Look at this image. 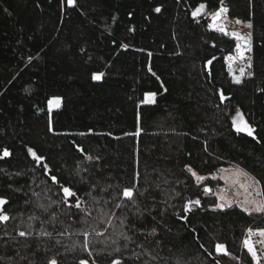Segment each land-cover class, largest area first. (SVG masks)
<instances>
[{
	"label": "trees",
	"instance_id": "1",
	"mask_svg": "<svg viewBox=\"0 0 264 264\" xmlns=\"http://www.w3.org/2000/svg\"><path fill=\"white\" fill-rule=\"evenodd\" d=\"M200 5L250 23L239 82ZM231 165L264 204V0H0V264H254L264 212L215 208Z\"/></svg>",
	"mask_w": 264,
	"mask_h": 264
},
{
	"label": "rangeland",
	"instance_id": "2",
	"mask_svg": "<svg viewBox=\"0 0 264 264\" xmlns=\"http://www.w3.org/2000/svg\"><path fill=\"white\" fill-rule=\"evenodd\" d=\"M200 6L194 10V12H196L197 9H200L194 16H203L208 18L212 29L223 32L234 39L235 48L231 54L226 56V61L233 79L235 81H237V79L240 81L250 72L251 67L250 23L248 21L230 18L227 16L226 11L221 12L218 17L214 18L215 13L220 11L221 8L215 11H208L205 5L203 8H200ZM221 29H223V31H221ZM233 33L238 34L245 39L237 40ZM237 44L240 45L239 50L237 49ZM229 57H231V59H229ZM241 69H243V73H241ZM56 100L57 99H51V104L49 103L50 101L48 102L49 109H54L57 106ZM146 100L149 101L151 99L147 96ZM245 124L243 116L241 113L237 112L232 118L233 128L235 130L244 131L243 128ZM193 176L195 179L199 180V175L193 173ZM211 176L219 178L222 181V185L218 186L214 190L218 200L215 208L223 209L231 205H238L243 209L247 208L248 211L257 212L254 210L255 207L258 204H263L259 185L247 172L239 167L235 165L224 167L213 173ZM205 189L209 188L206 187ZM206 192H210V189ZM219 205H223V207H219ZM1 211L2 206H0V212ZM245 241H248L255 251V257H253V255L248 251L254 260V264H262L263 235L260 234V229L248 231L244 240V245ZM246 249L248 250L247 247Z\"/></svg>",
	"mask_w": 264,
	"mask_h": 264
},
{
	"label": "snow or ice",
	"instance_id": "3",
	"mask_svg": "<svg viewBox=\"0 0 264 264\" xmlns=\"http://www.w3.org/2000/svg\"><path fill=\"white\" fill-rule=\"evenodd\" d=\"M69 3H70V4L73 3V0H69ZM203 7H204V5H201V6H200V8H203ZM199 10H200V9H197V11L193 13V15H196V14L199 12ZM156 11L159 12L160 9L157 8ZM223 11H226V10L223 9V8H221L220 11H218V12L215 13L214 18H215V17H218V16L221 14V12H223ZM249 26H250V25H249ZM221 31H223V29H221ZM233 35L236 36L237 40L245 39L244 37L239 36L238 34L233 33ZM239 48H240V45L237 44V49L239 50ZM229 59H231V57H229ZM210 63H211V61H209V64H210ZM249 66H250V65H249ZM149 70L151 71V69H149ZM241 73H243V69H241ZM102 76H103V73L94 74V75H93V79H95V80H100V79L102 78ZM237 82H239L238 79H237ZM147 95H148L149 97H152V96H154L155 94H154V93H148ZM221 98L223 99V95L221 96ZM49 103L51 104L52 102L50 101ZM56 103H57V105L59 104V99L56 100ZM243 130H244V131H247V132H248V135H253V130H252L250 127H248L247 124H245ZM29 152H32V150L29 149ZM8 155H9L8 151L5 150V151H4V156H8ZM32 155H33V156H36V154H35L34 152H32ZM36 159L39 161L41 158H40V157H36ZM89 159H91V157H89ZM51 179H52L53 182H57V177L52 176ZM198 179H203V178H202V177H199ZM62 190H63L64 197H65L64 201H62V202H65V203H66V202H67V198L75 197V196H76V193L73 192L72 189H71L70 187L65 186V187H63ZM205 190H206V191H209V189H205ZM123 196H124V197H127V198H131V197L133 196V189H131V188H125V189H123ZM5 203H6V201H5L3 198H0V206L4 205ZM54 203H55V202H54ZM189 203H191V202H189ZM195 203H196V204H199V201H195ZM74 206L77 207V208H79V207H80V201L77 200ZM119 206H120V205H117V207H119ZM40 207L43 208L44 206H43V205H40ZM219 207H223V205H219ZM44 210L47 211L46 208H45ZM185 210H188V209L186 208ZM244 210H245V211H248L247 208H245ZM254 210L257 211V212H264V204H258V205L255 207ZM33 218H36V217H33ZM8 219H9V216H8V215L3 214V213H0V222L7 221ZM29 228H31V225H29ZM249 231H251V230H249ZM260 234H261V235H264V230H260ZM19 235H20V236H31L32 233H31L30 231H28V232L20 231V232H19ZM38 235L51 237L53 234L50 233V232L41 231L40 233H38ZM61 235H63V233H61ZM84 235H85V237H87V236H88V233L85 232ZM57 243H59V241H57ZM245 246L248 248V251L253 255V257H255V255H256V254H255V251L253 250V247L251 246V244H249L248 241H245ZM216 249H217L218 252H220V251L224 250V246H223V245H220V244H217V245H216ZM117 251H118V249H117ZM48 264H58V261H57L56 258H51V259L48 261ZM79 264H88V262L85 261V260H81V261L79 262ZM112 264H121V260H119V259H115V260H113Z\"/></svg>",
	"mask_w": 264,
	"mask_h": 264
},
{
	"label": "water",
	"instance_id": "4",
	"mask_svg": "<svg viewBox=\"0 0 264 264\" xmlns=\"http://www.w3.org/2000/svg\"><path fill=\"white\" fill-rule=\"evenodd\" d=\"M246 134H248V132L247 131H244Z\"/></svg>",
	"mask_w": 264,
	"mask_h": 264
}]
</instances>
